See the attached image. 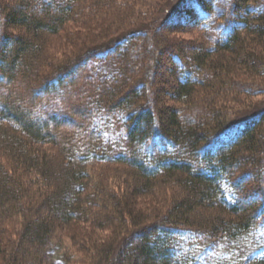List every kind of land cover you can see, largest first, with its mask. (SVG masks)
<instances>
[{
    "label": "trees",
    "instance_id": "1",
    "mask_svg": "<svg viewBox=\"0 0 264 264\" xmlns=\"http://www.w3.org/2000/svg\"><path fill=\"white\" fill-rule=\"evenodd\" d=\"M116 1L151 5L0 0V264H264V110L250 100L264 101V0H180L160 26L200 41L163 43L168 65L159 26L155 44L122 33L41 75L46 36ZM237 93L244 111L227 119ZM90 166L138 188L97 191ZM160 187L169 205L143 211ZM88 222L114 230L90 238Z\"/></svg>",
    "mask_w": 264,
    "mask_h": 264
},
{
    "label": "rangeland",
    "instance_id": "2",
    "mask_svg": "<svg viewBox=\"0 0 264 264\" xmlns=\"http://www.w3.org/2000/svg\"><path fill=\"white\" fill-rule=\"evenodd\" d=\"M179 1L180 0H156L153 2L152 0H143L145 4H151L149 8L141 7L137 4L134 5V3L131 1H126L124 2L125 4L121 1H116V7L114 6L115 9L110 10V13L112 14L105 16L102 15L101 17H97L95 19H88V21L85 23L66 24L65 28H63L62 32H60L58 35L46 36L44 47L47 61L41 70V75H47L54 69H59L60 66H64V64L68 61H72L74 58H77V56L84 52L85 49H90L102 43L108 42L111 39H114L113 37L121 35L122 33L125 35L131 32L139 31H142V33L144 32L148 35L150 43H156L155 45L157 46V49L160 50L161 56L164 57L165 55L164 61L168 65L169 62L167 55L169 52L166 46H162L163 43H168V46H172L174 44L178 46H193L199 44L200 41V36L192 30L179 28L176 26H166L161 28V21L163 22L167 19L169 13L175 8ZM148 2L151 3L149 4ZM124 12H127V22H124V24L122 22L121 27L119 24L117 26L116 23H118V21L116 18H118V16L120 18L121 13ZM113 25L117 28H114V31L111 34L107 33L108 27H113ZM159 26L160 28H158ZM157 28L158 32L156 31ZM153 31H156V35H154L155 43L151 37ZM138 41H142L139 43L143 45V41L146 43V38H142ZM138 53H140V51H138ZM238 78L240 81L244 82L245 77L238 76ZM159 80L164 79H162L160 76H156L154 79L148 77L147 92H149L148 95L152 99H149L150 102L154 101L152 91L154 92V90H156ZM158 87H161L160 84ZM166 90L167 87H165V91ZM237 94L239 95H235L234 101H230L227 106V108L229 107V110H232L229 113L230 115L227 116V119H231L235 116V114L237 115L239 112L241 113L244 111L243 109L245 104H243V101L246 100V97H244V95L241 93ZM205 98L206 96L201 94L199 91L195 101L197 100L200 102L203 100L206 102ZM250 100L257 102L256 107H260V109L264 110V106L261 104L264 102L261 101L263 100V97L258 96L254 99L250 98ZM114 167L106 169L105 171L99 166H90L89 180L91 185L93 187H97L98 183L104 182L105 187L103 188H106L107 192H111L118 197L123 196L127 191H131L133 188H138V185L135 184V180L127 172H125V169ZM98 189L101 188L97 187L95 190L98 191ZM101 192L102 191H100L99 194H101ZM172 198L173 194L170 189L160 187L145 196L140 195L138 198V204L142 207L143 211L147 212L153 208L162 209L165 207V205H169V202L172 200ZM107 211H111V209H107ZM88 220H90V222L93 221L92 218ZM90 222L84 224L85 229L90 234L88 235L90 238L96 235H104L108 239L111 235V231L114 230L113 226L111 228L105 227L104 230H98ZM68 244H70V248L72 247L74 250H76V247L78 248L79 246L76 245L78 243L72 245L69 242ZM79 255H81L83 258L82 254L79 253ZM79 255L76 254V258H79Z\"/></svg>",
    "mask_w": 264,
    "mask_h": 264
}]
</instances>
